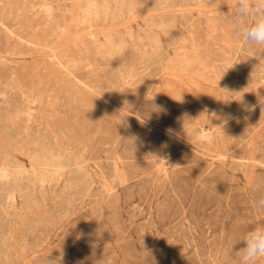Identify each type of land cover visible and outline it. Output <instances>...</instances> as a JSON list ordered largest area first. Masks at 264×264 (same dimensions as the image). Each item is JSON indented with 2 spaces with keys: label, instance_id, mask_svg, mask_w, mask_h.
<instances>
[{
  "label": "rangeland",
  "instance_id": "rangeland-1",
  "mask_svg": "<svg viewBox=\"0 0 264 264\" xmlns=\"http://www.w3.org/2000/svg\"><path fill=\"white\" fill-rule=\"evenodd\" d=\"M20 1L36 44L0 64V264H237L264 223V48L219 16L234 0ZM55 56L93 88L62 87Z\"/></svg>",
  "mask_w": 264,
  "mask_h": 264
},
{
  "label": "bare ground",
  "instance_id": "bare-ground-1",
  "mask_svg": "<svg viewBox=\"0 0 264 264\" xmlns=\"http://www.w3.org/2000/svg\"><path fill=\"white\" fill-rule=\"evenodd\" d=\"M116 2V1H115ZM140 2V1H139ZM28 4H29V1L27 2ZM27 3L25 2V3H21V1L20 0H11V3H10V9H8L7 11H5V10H2L1 8H0V32H2L3 34H4V36L6 35V36H8L9 37V39H10V42L12 41L13 42V45H11V48H9V49H5V48H3V47H0V64H2L3 62H5V63H7V64H9V63H11V61H10V59L9 58H7V56H16V55H19L20 53H21V51H22V49H23V47L24 46H35V44H36V41H35V39L32 37V35L30 34V33H28V32H26V31H24V32H21L20 30H19V26L16 24V22L17 23H19L20 24V26L21 27H25L26 26V24H25V18H24V16H25V9H26V7L28 6L27 5ZM36 3V2H35ZM48 3V2H47ZM120 3V2H119ZM2 4V3H1ZM21 4H24V5H21ZM128 4V3H127ZM139 4V3H138ZM145 4V3H144ZM147 5H149V4H147ZM94 5H93V3H92V5H91V3H90V5H89V9H88V11H89V15H90V13L91 14H94L95 16L97 15L94 11H93V7ZM128 6H129V4H128ZM146 6V5H145ZM38 7H40V6H38ZM119 7V6H118ZM123 7H124V5H123ZM122 7V8H123ZM137 8H138V6L136 7V9L132 12V14L130 15V16H128V18L125 20V22L126 23H129V22H132L133 21V16H134V14H136V12H137ZM146 8H147V6H146ZM33 9V8H32ZM118 10V9H117ZM33 12V11H32ZM130 13H131V11H129ZM124 13V12H123ZM129 14V13H128ZM119 17V16H118ZM122 17V16H121ZM88 20H89V22H90V19L89 18H87ZM82 21V20H81ZM83 22V21H82ZM82 22H81V24H82ZM47 24V23H46ZM23 31V30H22ZM94 34V33H93ZM105 38V37H104ZM108 38V37H107ZM109 39V38H108ZM48 41V40H47ZM99 42V41H98ZM8 43V42H7ZM7 45V44H6ZM101 46V45H100ZM103 46V45H102ZM7 47V46H6ZM74 59V58H73ZM54 62H53V68L55 69V74H57L58 76V78H60V82H61V85H62V87H64V88H70V90H72V89H76V88H81V86L83 85V87L85 88V90H84V92H87V91H89V90H91L92 88H93V86L89 83V82H86L85 80H83L82 79V77H80L79 76V74L77 75L74 71H73V69L69 66V64H68V61L66 60V58L65 57H63V56H55L54 57V60H53ZM201 61V60H200ZM80 62V61H79ZM76 63H78V62H76ZM83 65V64H82ZM90 66V65H89ZM81 67V66H80ZM88 68H90V67H88ZM92 68H93V66H92ZM85 70V69H84ZM91 71V70H90ZM95 72V71H94ZM130 73V72H129ZM128 73V74H129ZM130 75V74H129ZM127 78V77H126ZM126 81V80H125ZM74 86V87H73ZM76 87V88H75ZM34 93V92H33ZM26 95V94H25ZM45 97V95H39L38 97H36L33 101H34V103L35 102H40V101H42V99ZM30 107V106H29ZM32 110V109H31ZM34 110V109H33ZM208 111V110H207ZM25 113V112H24ZM27 113V112H26ZM31 117H33V116H31ZM209 118V117H208ZM24 120H26L25 118H24ZM18 121V120H17ZM20 123V122H19ZM207 123V122H206ZM21 124V123H20ZM19 124V125H20ZM24 124V123H23ZM12 126V125H11ZM25 126V125H24ZM30 126V125H29ZM7 127V126H6ZM15 127V126H14ZM2 128V127H1ZM5 128V127H4ZM30 128V127H29ZM203 128V127H202ZM29 130V129H28ZM7 131V130H6ZM19 131V130H18ZM4 132V131H3ZM22 133H25V132H22ZM6 137V136H5ZM8 138V137H7ZM4 146V145H3ZM40 146V145H39ZM41 146H42V144H41ZM41 146H40V149H41ZM2 147V146H1ZM44 147V146H43ZM45 148V147H44ZM51 149V148H50ZM37 150V149H36ZM45 150V149H44ZM47 150V149H46ZM48 150H49V148H48ZM28 151V150H27ZM35 151V150H34ZM41 151V150H40ZM39 151V152H40ZM56 151V150H55ZM36 152V151H35ZM37 152H38V150H37ZM37 152H36V154H37ZM46 152V151H45ZM43 153L42 154V156H39L38 155V160H41V161H43L44 163H39L40 165V167H42L43 169L42 170H44L45 172H51L50 170H52L53 171V173H57V174H60V172H62L64 169H65V165L63 164V162L61 163V159L65 156V155H68L67 153H63V152H60V153ZM49 152H50V150H49ZM25 153V156H26V154L28 155V152L26 153V152H24ZM32 153V152H31ZM2 154V153H1ZM35 154V153H34ZM35 154V155H36ZM10 156V155H9ZM57 156V157H56ZM6 157H7V155H6ZM36 157V156H35ZM54 157H56V158H54ZM29 158V157H28ZM16 159V158H15ZM32 159H33V157H32ZM31 159V160H32ZM37 159V158H36ZM18 160V159H17ZM30 160V159H29ZM4 161V160H3ZM8 161V160H7ZM36 161V160H35ZM30 162H32V161H30ZM37 162V161H36ZM38 162H40V161H38ZM10 163V162H9ZM9 163L7 162V164H2V162H0V179L2 180H7V179H9L11 176H15V175H13V174H15L14 173V169H13V167H11L10 165H9ZM13 164V163H12ZM32 164V163H31ZM30 164V165H31ZM68 164V163H67ZM74 164L77 166V171H82V170H84L85 168L83 167V166H81V163L80 162H78L76 159H75V161H74ZM14 165V164H13ZM38 166V167H39ZM18 167V166H17ZM23 167H24V165H23ZM32 167V166H31ZM20 167H18V169H19ZM21 168H22V166H21ZM25 168L27 169V167H26V165H25ZM50 168H54V169H50ZM32 169H34V171L35 172H37V170H35L36 168L34 167V168H32ZM40 169V168H39ZM68 169V168H67ZM31 170V169H30ZM73 170V169H72ZM74 171V170H73ZM18 172V171H17ZM20 172V171H19ZM18 172V173H19ZM38 172H40V171H38ZM42 172V171H41ZM40 172V173H41ZM23 173H25V172H23ZM22 173V174H23ZM77 173V172H76ZM80 173H82V172H80ZM79 172H78V174H80ZM17 174V173H16ZM21 174V173H20ZM43 173H41V175H42ZM44 174H46V173H44ZM43 174V175H44ZM34 175V174H33ZM40 175V174H39ZM41 176L38 180H39V182H40V184L42 185V186H44L45 187V185L48 183V182H50V181H48V179L46 178V175L45 176ZM54 175V174H53ZM62 175V174H61ZM21 176V175H20ZM25 176L28 178L29 176L28 175H26L25 174ZM31 176V175H30ZM52 176V175H51ZM56 176V175H55ZM18 177H19V175H18ZM17 176H16V179L18 178ZM49 177H50V175H49ZM48 177V178H49ZM57 177V176H56ZM22 178V177H21ZM25 178V177H24ZM53 178V177H52ZM61 178V177H60ZM19 179L20 178H18V181H19ZM29 179H31V178H29ZM37 179V178H36ZM56 179V178H55ZM11 180V179H10ZM13 180H14V178H13ZM25 180H27V179H25ZM51 180V179H50ZM8 181V180H7ZM22 181V180H21ZM23 181H24V179H23ZM30 181V180H29ZM12 182H14V181H12ZM11 182V183H12ZM15 182H16V180H15ZM34 182H36V181H34ZM39 182H37L38 184H39ZM3 183V182H2ZM30 183V182H29ZM10 184V183H9ZM13 184V183H12ZM14 184H16V183H14ZM24 184V183H23ZM27 184H28V182H27ZM31 184V183H30ZM29 185V184H28ZM34 185V184H33ZM2 186V185H1ZM21 186V185H20ZM15 187V186H14ZM22 187H23V185H22ZM21 187V188H22ZM25 188H26V186H25ZM28 188H29V186H28ZM12 189V188H11ZM14 191V190H13ZM18 191H19V188H18ZM7 192V191H6ZM10 191L8 190V193H9ZM20 192V191H19ZM23 192V191H22ZM21 192V194H23ZM9 194H12V193H9ZM9 194H7V195H9ZM20 195V194H19ZM2 196V195H1ZM12 196H13V199H12V201H11V203H12V206H14V204H15V199H14V195L12 194ZM23 196V195H22ZM3 197V196H2ZM1 197V198H2ZM21 197V196H20ZM4 198V197H3ZM10 197H8V200H11V199H9ZM23 198V197H22ZM7 199V198H6ZM17 199V198H16ZM1 200V199H0ZM3 200V199H2ZM5 201V200H4ZM6 202V201H5ZM8 202V201H7ZM1 203H3V202H1ZM1 203H0V205H1ZM4 204V203H3ZM2 204V205H3ZM10 204V203H9ZM1 205V206H2ZM11 205V204H10ZM10 205H8V206H10ZM7 206V205H6ZM3 207V206H2ZM11 207V206H10ZM1 208V207H0ZM4 208H5V205H4ZM4 208H2V209H4ZM5 212V211H4ZM8 213V212H7ZM1 233H3V232H1ZM1 235V234H0ZM0 237H3V235L2 236H0ZM4 239H6V238H4ZM1 240H3V239H1ZM7 240H8V238H7ZM10 240V239H9ZM10 243V242H9ZM1 244V243H0ZM5 244H6V242H5ZM6 245H8V244H6ZM3 246H5L4 245V243H3ZM2 246V247H3ZM9 247H10V244H9ZM9 247H7V249L9 248ZM4 248V247H3ZM1 250V249H0ZM5 251H6V249H5ZM8 251V250H7ZM3 252V251H2ZM5 253V252H4ZM3 253V254H4ZM7 253V252H6ZM9 257V256H8ZM6 258H7V256H6ZM10 259V258H9Z\"/></svg>",
  "mask_w": 264,
  "mask_h": 264
},
{
  "label": "clouds",
  "instance_id": "clouds-1",
  "mask_svg": "<svg viewBox=\"0 0 264 264\" xmlns=\"http://www.w3.org/2000/svg\"><path fill=\"white\" fill-rule=\"evenodd\" d=\"M226 7L228 9L226 13L218 11L219 8L217 12L224 19L233 37L236 40H242L250 47L264 48V0H234L231 8L227 5ZM220 89L229 92L226 89ZM261 100H264V98H260L259 103ZM125 104L129 106L130 111L134 107L128 101H125ZM205 113L211 118L210 121L220 119L216 113L208 114L207 110H205ZM226 122V119L222 120L219 126H224ZM130 139L134 142V138ZM255 206L264 209V192L257 193ZM233 251L237 264H258L259 260L264 259V223L257 224L244 233L234 245ZM53 261L56 264H62V255L58 259H50L49 264H52Z\"/></svg>",
  "mask_w": 264,
  "mask_h": 264
}]
</instances>
